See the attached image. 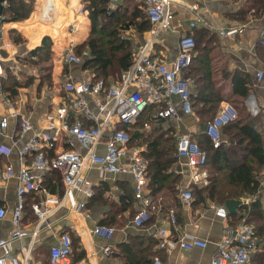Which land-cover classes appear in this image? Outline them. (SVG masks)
Returning a JSON list of instances; mask_svg holds the SVG:
<instances>
[{"label":"crops","instance_id":"0c3cea01","mask_svg":"<svg viewBox=\"0 0 264 264\" xmlns=\"http://www.w3.org/2000/svg\"><path fill=\"white\" fill-rule=\"evenodd\" d=\"M42 1H35L34 8L27 18L3 21L0 29V49L5 56L4 63L7 72H11L15 79L13 92L0 88V118L8 113H15L9 115L6 132H0V173L8 165L15 170L13 176L0 179V204L6 210L5 215L0 218V238L8 240L9 247L18 257L20 264H49L50 247L58 242L63 233L78 238L79 246L70 254L72 264H121L124 255L122 247L135 251V256L131 257L134 260L132 264H153L146 260L155 255L170 264H208L216 253L224 227L231 223V218L218 215L216 211L224 206V203H217L209 198L199 203H195L192 198L190 204H182L179 191L189 181V166L185 159L177 157L176 154L177 161L172 169L179 174L177 192L171 194L163 186L151 194L146 186V191L152 199V213L142 227L132 224L133 214L139 207L133 192V176L130 173H110L96 167L82 170L75 184L74 200L76 204L82 203V206H73L64 197L65 186L60 172V181L51 179L47 186L44 181L50 179L53 170L42 173L41 182L47 192L26 191L19 224L16 226L13 223L12 213L20 184L16 172L19 167L18 147L26 138L44 132L52 138L51 144L46 147L48 158L69 148L82 149L74 137L58 128L50 130L46 123L54 117L56 103L63 96V74H70L74 79L93 76L92 71L82 67L81 60L66 61L70 43L75 53L74 46L83 42L91 31V19L83 9L82 0H54V11L50 16H44L37 11ZM107 1L108 8L123 10L127 14L134 8L137 12H145L144 0H117L115 3ZM170 8L174 13L173 26L162 30L155 38L152 55L160 61L172 64L178 53L180 35L196 33L200 41L191 51L193 61L181 69L182 75L187 76L186 79L191 85L192 112H182L178 107L177 96H173L172 101L178 107L177 115L172 119L150 121L142 130L147 132L160 125L167 127L174 136V145L179 134H187L196 140L201 139L206 125L203 118L212 112L195 94L196 74L198 67L200 71L208 67L211 80L215 85H221V93L224 95L216 110L223 103H234L242 107L245 105L243 113L246 111L247 116L254 117L255 127L264 136V48L259 43L264 31V12L256 13L254 8L242 11L239 0H171ZM98 19L99 23H102L109 17L99 14ZM191 22H194L192 27ZM228 28L237 30L229 35L219 32ZM11 31L21 40L15 42L10 36ZM121 34L131 39L133 53L135 48L149 37L150 22L149 28L144 31L140 32L133 25H129ZM44 36L50 38V49L60 56L57 63L53 61L50 80L33 70L34 65L31 64L32 61L28 63L27 56L32 48L41 43ZM259 71H263L261 77L257 76ZM244 84L248 85V93L241 95L239 90ZM23 116L28 117L31 126L23 133L21 140L15 141L19 121ZM106 137L107 134L101 138L97 145L98 151L103 150ZM138 140L135 139L136 142ZM226 140L227 134L221 129V142L224 144ZM132 145L140 146L145 156V145ZM204 185L192 184L191 187ZM87 186L90 194L85 192ZM258 191L261 192V205L264 210V186ZM128 195L132 196V199L127 200L130 203L116 215L122 223L111 224L114 229L112 236L104 238L95 234L94 227L100 224L102 217L111 212L110 204L125 206L127 203L123 197ZM236 198L242 199L244 206L247 203L246 198H251V195ZM43 199L47 201L50 209L46 217L40 220L32 204ZM170 207L175 209L176 224L168 220L167 210ZM238 211L239 207L236 212ZM17 227L26 233L13 237L12 232ZM159 228L167 229L165 246L159 245ZM185 232L204 239L207 245L203 248H183L177 238ZM106 246L108 251L104 249ZM250 262L251 260L249 264Z\"/></svg>","mask_w":264,"mask_h":264},{"label":"built area","instance_id":"2783aa9c","mask_svg":"<svg viewBox=\"0 0 264 264\" xmlns=\"http://www.w3.org/2000/svg\"><path fill=\"white\" fill-rule=\"evenodd\" d=\"M110 1L115 3L117 0ZM170 3L171 0H144L145 12L150 22L149 37L135 48L129 68L121 72L116 82L107 84L103 79H74L70 74H63L61 85L63 96L56 103L54 117L46 126L50 130L58 128L74 137L82 149L69 148L48 158L46 147L51 144L52 138L47 133L34 134L22 142L18 147L19 167L16 171L20 184L12 213V220L16 226L19 224L23 209L24 194L28 190L47 192L41 182L42 173L54 168L61 174L65 186L64 197L73 206H82V203H75L73 191L85 168L96 167L110 173H130L134 179V196L139 202V207L132 217V224L135 227H142L150 219L152 199L146 191L149 160L144 156L140 146L130 144L129 132L117 126L132 123L143 112H146L147 116L143 126H147L150 121L174 118L178 113V107L184 113L192 112L191 85L181 73V69L191 61V51L195 45L192 33L180 35L178 53L172 64L160 61L152 55L155 38L162 30L173 26L174 13ZM54 4V0H43L37 11L44 16H50L54 11ZM193 25L194 22H191L190 26ZM236 30L237 28H228L219 32L229 35ZM259 43L264 48V31ZM69 46L66 61L79 62V57L72 51L71 43ZM4 62L5 56L0 49V81L7 74ZM262 74L263 71L257 72L258 77ZM173 96L178 98V107L172 101ZM14 114L11 112L0 118L1 133L6 132L9 115ZM236 116L235 107L223 103L206 123L204 132L214 147L221 143V127ZM30 126L28 117L23 116L19 121L15 141L21 140L23 133ZM105 134L107 137L103 150L98 151L97 145ZM175 154L185 159L189 166V181L179 191L180 201L188 205L193 198L192 184L198 186L208 182L207 154L197 141L187 134L176 136ZM14 174L15 170L8 165L0 173V179H7ZM85 192L91 193L88 186ZM246 199V204H249L252 197ZM32 208L40 220L46 217L50 209L44 199L33 202ZM247 210L241 213L243 217L241 221L225 225L217 251L208 264H249L251 254L256 249V237L253 226L243 220L247 216ZM216 212L222 217H229L224 206L219 207ZM5 213V208L0 204V218ZM167 217L169 222L176 224L174 208H168ZM113 231L112 226L105 224H97L93 229L95 234L104 238H110ZM25 233L17 227L12 236H21ZM157 234L160 236L159 245L165 246L167 229L159 228ZM177 241L186 249L203 248L207 245L204 239L186 232L178 236ZM0 249V264H20L7 239L0 238ZM104 249L109 250L107 246ZM70 254V236L63 233L58 242L50 247L49 264H72ZM153 264L170 263L155 257Z\"/></svg>","mask_w":264,"mask_h":264},{"label":"trees","instance_id":"16d2710c","mask_svg":"<svg viewBox=\"0 0 264 264\" xmlns=\"http://www.w3.org/2000/svg\"><path fill=\"white\" fill-rule=\"evenodd\" d=\"M35 1L6 0L1 11L3 21H16L27 18L34 8ZM82 3L83 9L87 11L91 19V31L88 37L79 43L88 49V53L81 60L82 67L92 71V80L103 79L107 84H110V81L116 82L121 72L128 69L132 62L131 39L122 35L121 32L123 29L128 28L129 25H133L140 32L146 30L149 28L148 17L145 12H137L135 8L128 14L123 10L110 9L107 6V0H82ZM249 8H254L256 13L264 12V0H244L242 11ZM118 13L121 14V17H124L122 21L117 18V22H120L118 27H113L107 20L99 23V14L109 17V20L115 23V15ZM136 16L139 18L136 19ZM192 35L195 42L194 48H196L200 40H198L196 33L193 32ZM11 37L15 42L21 40L17 35H12ZM49 51L50 38L44 36L41 43L32 48L27 56L29 59L36 60L41 57L44 60L46 57L48 58ZM192 61L193 57H191L189 63ZM197 70L195 94L205 102L208 110L212 112L211 115L203 118L205 123H207L216 113V108L220 101L224 99V95L221 93V85H215L211 80V73L208 67L203 68L202 71L198 67ZM116 75L118 76L116 77ZM183 77L186 78L187 76L183 75ZM14 84L15 79L11 72L8 71L7 76L2 78L0 88L13 92L15 89ZM239 93L246 95L248 93V85L244 84L240 88ZM190 100L192 105V92ZM233 106L237 111L236 118L221 127L223 132L227 134V140L224 144L221 142L219 146L214 147L206 133H203L201 139L196 140L200 148L207 154L206 167L209 169V174L207 184L202 187L192 188V195L195 203L209 198L222 204L229 198H236L242 195H251L252 197L254 195L249 204L239 207L238 212L228 213V216L231 218V223H235L243 218L241 214L243 210L248 209L245 219L248 221L257 219L263 222L264 212L260 202L261 192L258 190H261L262 186H264V174H262V172L264 173V136L255 127L254 117L243 113L245 105L242 107V105L238 106L233 103ZM146 119V112H143L132 123L118 124L117 127L129 132L131 144H143L146 147L144 153L149 159L147 171L149 193L153 194L162 189L163 186L171 194L176 193L179 174L172 169V166L177 161L174 136L171 145L167 146L165 141L168 138L164 137L167 133L172 134V132L161 125L146 132L142 130ZM135 139H139L138 142ZM52 170L50 179L44 181L46 186L51 179L57 182L60 181L59 171L55 168ZM123 199L127 204L125 206L110 204L111 209L109 211L111 212L100 219V224L111 226L115 222L122 223L116 215L126 209L128 203H130L127 200L132 199V196H125ZM253 228L255 230L256 249L250 260L253 263L257 261L255 264H264V223L258 222ZM70 240L72 251L79 246L78 238L70 236ZM122 250L124 255L123 263L121 264L134 263L131 257L135 256V251L132 249L129 251L127 248L124 249V247H122ZM155 256H151L146 261L153 263Z\"/></svg>","mask_w":264,"mask_h":264},{"label":"rangeland","instance_id":"374dc122","mask_svg":"<svg viewBox=\"0 0 264 264\" xmlns=\"http://www.w3.org/2000/svg\"><path fill=\"white\" fill-rule=\"evenodd\" d=\"M126 2H128V1H130V0H125ZM239 4H242V6L244 5V0H239ZM116 18H120L119 19V21H122V17H121V14L120 13H118L117 15H116ZM107 21H108V23L109 24H111V25H113V27L114 26H119V21L116 23H114V21H110L109 19H107ZM12 35H15V33H11L10 34V36H12ZM51 48V47H50ZM75 49H76V53H77V55H78V57H79V61L80 60H82V58L84 57V56H86V54L88 53V49H87V47L86 46H84V45H81V44H79V45H75L74 46V51H75ZM59 55H57L56 53H55V51H53L52 49H50V51H49V55H48V58L46 57L44 60H42L41 59V57H38V59H36V60H34V62L31 60V59H29V61H28V63H30V61H32L31 62V64H33L34 65V71L37 73H41L47 80H50V77H51V69H52V65H50V64H53V61H54V63L56 62L57 63V59H59ZM56 59V60H55ZM30 65V64H29ZM118 75H116V77H117ZM245 113H246V111H245ZM244 113V114H245ZM204 121V120H203ZM204 123V122H203ZM164 138H168V140L167 141H165V144L168 146V145H171V143H172V140H173V134H170V133H167V135H165V137ZM196 140V139H195ZM207 168V170H208V172H209V169H208V167H206ZM210 172H211V170H210ZM173 194H175V193H173ZM261 199V198H260ZM260 202H261V200H260ZM262 203V202H261ZM262 206V205H261ZM263 212H264V210H262ZM244 221H246L247 223H249V224H251L252 226H256V224H258V222L259 223H264V221L262 222L261 220H257V219H254V220H247V219H243ZM239 221H241V220H239ZM255 259H256V256H255ZM257 262V261H256ZM255 261H254V263L253 262H250V264H255L256 263Z\"/></svg>","mask_w":264,"mask_h":264},{"label":"water","instance_id":"95a60500","mask_svg":"<svg viewBox=\"0 0 264 264\" xmlns=\"http://www.w3.org/2000/svg\"><path fill=\"white\" fill-rule=\"evenodd\" d=\"M6 0H0V29L3 22V16L1 15L2 7L4 6ZM243 200L239 198H229L224 202V207L227 209L228 213H235L237 208L243 205Z\"/></svg>","mask_w":264,"mask_h":264}]
</instances>
